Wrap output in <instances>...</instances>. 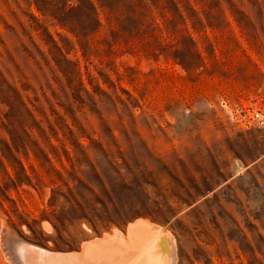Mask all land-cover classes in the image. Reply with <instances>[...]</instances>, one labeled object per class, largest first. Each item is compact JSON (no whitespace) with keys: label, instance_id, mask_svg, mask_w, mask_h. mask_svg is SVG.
Wrapping results in <instances>:
<instances>
[{"label":"rangeland","instance_id":"obj_1","mask_svg":"<svg viewBox=\"0 0 264 264\" xmlns=\"http://www.w3.org/2000/svg\"><path fill=\"white\" fill-rule=\"evenodd\" d=\"M90 1L0 0V264L136 224L264 264V0Z\"/></svg>","mask_w":264,"mask_h":264},{"label":"bare ground","instance_id":"obj_2","mask_svg":"<svg viewBox=\"0 0 264 264\" xmlns=\"http://www.w3.org/2000/svg\"><path fill=\"white\" fill-rule=\"evenodd\" d=\"M152 228L151 226H148V225H144V224L137 225L136 224L130 228L129 232L131 233L130 235H128V236H131L130 237L131 239H132V235H131L132 233L136 235V237H133L132 243L127 241L130 239L127 237V240L125 239L127 242H125V240L124 242L128 244L123 245L122 243L121 245L120 243V245H114L112 244V241H114L115 239L113 237H112L113 240L112 238L108 239L105 236L104 239H101V240L96 239L94 241L84 243L80 249V252L78 253L76 252L69 253V254H61L58 252L53 253L49 251L47 252L44 249L42 250L41 248L23 245V248L21 246V250L22 249L24 250V252L22 253L25 254L26 258L30 260L29 261L28 259H23L25 260L24 264H28L27 260L31 262L32 264H129L130 260L133 258H135V260L132 262V264H172L174 263L175 260L173 261V256L175 253L174 252L175 249H174L173 240H171V238L168 235L165 236V240L163 242L164 245L163 244L162 245L166 247V250H165L166 252L164 251L165 253H163L164 249L162 251L160 250V248L162 249L163 246L162 247L159 246L161 245V242H159L158 239L156 240H158V242L160 243L159 244L157 242V244H159L158 245L159 248L157 247V244L155 243L156 241L153 244V240H154L153 238H155L156 233L158 232H155L154 229ZM124 238L125 237H123V239ZM160 240H162V238ZM141 252H145L146 256H144L141 260L138 261V258L139 257L141 258V255H142ZM25 255L23 256L25 257ZM103 255H105V257ZM116 256L118 257V259H115ZM148 257L150 258V260H148ZM102 260H106L108 261V263Z\"/></svg>","mask_w":264,"mask_h":264},{"label":"trees","instance_id":"obj_3","mask_svg":"<svg viewBox=\"0 0 264 264\" xmlns=\"http://www.w3.org/2000/svg\"><path fill=\"white\" fill-rule=\"evenodd\" d=\"M85 2L87 3V6H88V12H89V17H90L91 23L97 25V28L100 27L101 25L98 22V19H97V16H96L97 15L96 14V8L93 5V2L90 1V0H85ZM98 5L100 6L101 10L108 12L107 13L108 17L106 18L107 22H109V20H111V19L112 20L113 19L116 20V18L111 15L112 9H109V7L107 5H105V3L102 0H98Z\"/></svg>","mask_w":264,"mask_h":264},{"label":"built area","instance_id":"obj_4","mask_svg":"<svg viewBox=\"0 0 264 264\" xmlns=\"http://www.w3.org/2000/svg\"><path fill=\"white\" fill-rule=\"evenodd\" d=\"M252 119L254 121L261 123V124H264V115L261 112H258V111L254 112L252 114Z\"/></svg>","mask_w":264,"mask_h":264},{"label":"water","instance_id":"obj_5","mask_svg":"<svg viewBox=\"0 0 264 264\" xmlns=\"http://www.w3.org/2000/svg\"><path fill=\"white\" fill-rule=\"evenodd\" d=\"M164 240L162 239L161 243L163 242Z\"/></svg>","mask_w":264,"mask_h":264}]
</instances>
